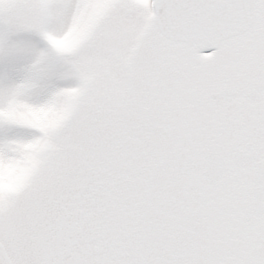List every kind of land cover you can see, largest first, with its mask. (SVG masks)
Here are the masks:
<instances>
[{
	"label": "snow or ice",
	"instance_id": "1",
	"mask_svg": "<svg viewBox=\"0 0 264 264\" xmlns=\"http://www.w3.org/2000/svg\"><path fill=\"white\" fill-rule=\"evenodd\" d=\"M0 264H264V0H0Z\"/></svg>",
	"mask_w": 264,
	"mask_h": 264
}]
</instances>
